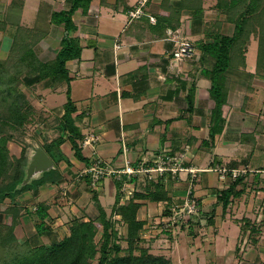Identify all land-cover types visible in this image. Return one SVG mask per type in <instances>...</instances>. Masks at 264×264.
Returning <instances> with one entry per match:
<instances>
[{"label":"crops","instance_id":"obj_1","mask_svg":"<svg viewBox=\"0 0 264 264\" xmlns=\"http://www.w3.org/2000/svg\"><path fill=\"white\" fill-rule=\"evenodd\" d=\"M72 4V0H0V21L5 25L0 26L1 36L5 34L1 46L11 47L10 33L20 25L42 34L35 46L39 57L53 60L67 31L65 23L51 22V16L70 10ZM263 10L264 0H90L76 9L69 35L82 51L67 62V68L77 107L74 117L83 135L78 142L92 133L98 140L81 146L86 160H80L69 134H63L65 159L58 165L63 181L18 197L23 204L14 228L18 240L34 246L62 240L72 220L99 215L97 200L108 212L109 200L116 203L118 179L106 177L103 187L92 188L91 174L82 172L94 159L121 169L127 162L153 166L159 157H176L184 170L154 178L163 177L168 200H139L144 204L138 213L146 228L149 203L162 206L160 213L169 216L172 207L188 196L197 199V223L188 231L182 226L173 263L264 264V68H258ZM242 16L250 36L232 51L224 128L211 141L214 100L211 81L203 74L211 62L204 61L200 47L216 33L232 36ZM183 40L190 41L196 53L192 59L176 61L173 51ZM67 90V84L46 90L45 109L59 104L63 115L67 98L62 103L51 98L57 94L63 98L65 92L67 96ZM50 132L59 136L53 129ZM132 176L124 175L122 181L145 192L149 180ZM232 186L235 190L225 208L219 196ZM39 203L49 206L50 229L44 235H38L36 228ZM6 207L1 205V211ZM0 222L12 223V215L0 212Z\"/></svg>","mask_w":264,"mask_h":264},{"label":"trees","instance_id":"obj_2","mask_svg":"<svg viewBox=\"0 0 264 264\" xmlns=\"http://www.w3.org/2000/svg\"><path fill=\"white\" fill-rule=\"evenodd\" d=\"M88 2L90 0H72L73 4L70 10L61 11L51 16V22L65 23L67 31L53 60L44 62L36 55L34 47L42 34L36 35L35 32L22 29L20 25L18 29L10 33L13 38L9 57L6 60L0 58V206L7 204L4 211L12 215L13 221L10 224L0 222V256L2 258L0 263L2 262V264H93V261L98 258V254L100 257L97 264H174L164 257H156L150 253L149 248L140 247V243L142 240L144 241L141 233L146 220L138 218L139 210L144 204L139 200L147 199L156 202L168 200L169 196L165 190L162 176L155 181L154 178H150L149 174L144 173L146 180H149L148 183L150 182L145 187V192L134 191L131 199L127 203L121 204L123 181L117 180L119 193L113 211L121 217L127 226L125 241L128 246L126 248H123L119 241L115 240L117 238V231L114 229L116 221L108 216L98 200L99 215L96 218L88 221L72 220L68 225L69 234L50 245L34 246L30 241L21 242L14 233L15 225L23 208L18 197L28 191L37 192L43 184H58L63 181V175L58 165L65 159L61 150L64 133L69 134L76 157L86 160L78 142V139L83 138V135L74 117L77 107L71 96V78L67 62L79 58L81 55V46L73 37H70L69 33L74 27L73 13ZM240 18L232 36L216 33L200 47L204 61L211 62V66L203 70L204 76L211 81L209 91L214 100L210 117L209 137L211 141L224 128L223 106L228 100L229 85L227 80L233 67L232 51L239 41H246L250 36L243 25L246 17ZM0 26L5 28L1 21ZM260 44L258 68H264V25L260 32ZM25 66L29 67L27 71H24ZM39 82H44L46 88L54 90L62 84H67V102L64 105V114L57 126L59 136L40 145L54 160L55 168L20 187L26 176V166L29 161L28 151L23 148L20 157H11L8 146L10 137L6 135V127L11 126L13 129L19 130L25 123L31 121L33 111L32 108H29L27 93L22 86L30 88ZM194 98L195 88L193 87L188 96L190 108ZM207 142L210 145V141ZM89 182H92V175H90ZM234 190L235 187L232 186L220 194L219 199L225 208L228 207ZM48 209L49 206L45 203H39L35 208L39 220L36 223L38 235H44L50 229L47 224ZM167 210L168 214L173 213L170 208ZM99 236L100 239L97 241ZM99 245L101 246L99 247ZM123 252L124 254H122Z\"/></svg>","mask_w":264,"mask_h":264},{"label":"rangeland","instance_id":"obj_3","mask_svg":"<svg viewBox=\"0 0 264 264\" xmlns=\"http://www.w3.org/2000/svg\"><path fill=\"white\" fill-rule=\"evenodd\" d=\"M260 18H263V16H260ZM5 34L1 36L3 41H5ZM1 41V40H0ZM5 44V42H4ZM36 55L39 57V49H36L34 47ZM11 47L9 45H3L0 47V58L3 60H6L9 57ZM41 60V58L39 57ZM176 60V59H175ZM43 61V60H42ZM177 61V60H176ZM45 62V61H44ZM28 66L24 67V71L28 70ZM25 75V73H24ZM27 93V99L29 102V108H32V115H31V121L24 124L23 127L19 128V130L13 129L11 126L6 127V135L10 137L8 146L10 148L11 157H20L22 149H26L28 151V156L30 154V151L32 148L36 145L45 144L48 141H51L54 138V136H50V130H54V134H60L58 131L57 126L60 123L61 119V110L60 105H56L55 108H52L50 111L45 109L44 99H45V93L46 90H49L50 88H46L44 86V82H39L36 85H33L32 87L28 88L27 86H22ZM57 97L51 98L56 103H62V100H66V92L65 95H63V98L60 94H57ZM65 96V97H64ZM49 125V128L47 127ZM58 137V136H56ZM16 159V158H15ZM159 159V158H158ZM179 173V172H178ZM160 175L158 172H154L153 177L156 178ZM176 176V174H174ZM124 176V175H123ZM122 176V177H123ZM127 176V175H126ZM127 176V177H131ZM121 177V179H122ZM145 177L144 173H137L132 176V178H140ZM119 177H117L118 179ZM144 180V178H143ZM146 181V180H145ZM125 187L123 190L126 189V194L129 191L134 192V185L131 186L127 184L128 182H123ZM143 187V185H141ZM103 187V185L100 186V188ZM141 188V187H140ZM133 193L129 195V198L122 196L121 203H127ZM191 197V198H190ZM185 200V202L182 204H177L172 207V210H174L175 215L178 217L176 218V223H170L169 225H166L165 223L168 222V215H162L161 210L162 206H159L154 203H149L147 209L148 211V224L147 227H144V230L141 233L142 242L140 243V247L149 248L150 253L155 255L156 257H164L166 259H169L170 261H175V245L178 242V239L183 233L182 226L186 225V230L188 231L189 228H193V225H195L196 222V215H199V203L196 198L192 197L190 195ZM190 199V200H189ZM189 200V207L186 206V201ZM194 202V203H193ZM115 204L114 199L106 204L107 207V214L112 219L114 217L115 223V230L117 231V238L115 240H118L119 243L123 248H126L127 242L125 241V237L127 234V226L126 224L121 220V218H116L117 214L113 211V205ZM171 208V207H170ZM192 209V211L190 210ZM4 211V210H2ZM0 209V212H2ZM164 211V209H163ZM162 211V212H163ZM199 213V214H198ZM174 215V216H175ZM2 217V216H1ZM120 219V220H119ZM166 226L168 228H166ZM171 230V231H170ZM186 232V231H185ZM100 236L98 237L97 241H99ZM101 245H99L100 247ZM136 253L138 254L139 251L137 250ZM124 254V252L122 253ZM100 257V254L97 256ZM98 258H96L93 261V264L98 263ZM2 260L0 256V261ZM2 264V262L0 263Z\"/></svg>","mask_w":264,"mask_h":264},{"label":"built area","instance_id":"obj_4","mask_svg":"<svg viewBox=\"0 0 264 264\" xmlns=\"http://www.w3.org/2000/svg\"><path fill=\"white\" fill-rule=\"evenodd\" d=\"M147 0H142L143 3H145ZM154 20V18H151ZM195 48L194 45L188 41L183 40L178 43L176 49H174L173 54L174 58L178 61H183L187 59H192L195 56ZM96 140H98V137L95 134H87L86 137L82 140L81 146L91 145ZM185 168L182 167L181 161L179 163V160L176 157H159V159L155 162L153 166H145L143 164L138 166H133L129 162H127L126 166L121 169H111L107 167L104 162L101 159H94L92 166L87 168L82 172V175L84 174H91L92 175V182L91 186L94 189H99L102 185V180L106 177L114 175L118 180H122L121 177L123 175H134L137 173H146L150 175V178H154L153 174L154 172H158L160 175H163L166 171H171L173 174H177L178 172L184 170ZM127 190V189H126ZM124 197L129 198V195L133 193L132 191H129ZM190 200V199H189ZM189 200L186 201V206L189 207ZM194 203V202H193ZM192 211V209H190ZM175 212L173 215H169L168 222H166V225H169L170 223H176V218L178 217L175 215ZM166 228H168L166 226ZM171 231V230H170Z\"/></svg>","mask_w":264,"mask_h":264},{"label":"water","instance_id":"obj_5","mask_svg":"<svg viewBox=\"0 0 264 264\" xmlns=\"http://www.w3.org/2000/svg\"><path fill=\"white\" fill-rule=\"evenodd\" d=\"M55 168V162L45 149L40 146H34L29 154L28 165L26 166V176L20 187L29 184L33 179L40 178L42 175Z\"/></svg>","mask_w":264,"mask_h":264}]
</instances>
